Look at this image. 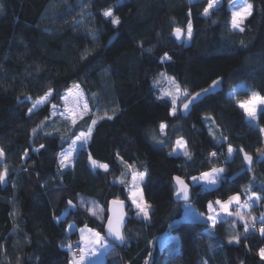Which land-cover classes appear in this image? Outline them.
<instances>
[{"label": "trees", "instance_id": "trees-1", "mask_svg": "<svg viewBox=\"0 0 264 264\" xmlns=\"http://www.w3.org/2000/svg\"><path fill=\"white\" fill-rule=\"evenodd\" d=\"M232 1L220 0L205 17L208 0H0V172L7 169L0 183V264H70L68 246L82 244L80 227L103 235L112 199L127 204L125 240L109 241L114 246L102 264H264L257 254L264 248L258 231L264 201L241 209L246 218H257V230L248 233L243 221L224 213L215 226L188 219L173 225L185 204L207 217L210 201L237 192L244 193L241 200L252 192L264 196V156L257 152L264 150V109L252 126L236 103L252 92L264 97V0H247L253 11L243 32L231 28ZM109 7L120 18L118 26L102 15ZM189 10L193 37L177 45L171 33L186 28ZM165 53L171 59L162 61ZM161 73L189 94L221 77L222 89L186 117L178 102L172 116V98H158L167 86ZM75 85L90 112L73 125L50 112ZM233 88L235 98L227 95ZM49 90L48 100L29 113ZM92 120L97 123L88 143L76 147L73 164L62 169L60 153ZM161 123L168 125L166 135ZM180 138L191 159L170 155ZM229 144L253 157L250 170L242 153L228 158ZM89 153L108 171L93 169ZM212 167L225 169L218 185L202 188L190 180ZM140 172L147 173L141 190L151 206L149 219L138 215L128 190L133 173ZM175 176L190 185L188 203L174 200ZM169 230L178 237L175 248L165 242ZM233 236L239 243L229 242Z\"/></svg>", "mask_w": 264, "mask_h": 264}, {"label": "snow or ice", "instance_id": "snow-or-ice-1", "mask_svg": "<svg viewBox=\"0 0 264 264\" xmlns=\"http://www.w3.org/2000/svg\"><path fill=\"white\" fill-rule=\"evenodd\" d=\"M220 3V0H208L207 6L204 8L202 15L204 16H210L212 15L213 10H215ZM232 7V17H231V28L233 30H238L240 32H243L245 29L242 26L244 22L247 20L249 16L252 15L253 11V5L251 3H248L247 0H236L235 3L231 5ZM102 15L105 18H110L111 23L113 25H119L121 23L120 18L118 16H115L113 8L109 7L106 10L102 12ZM189 20L186 25V28H181L179 26L175 27L173 30L172 35L175 36L177 40L181 39V37H186V40H191L193 37V25L191 21V10H189ZM171 59L165 53L163 60ZM161 76L168 80L169 84L172 85L171 89H164L163 95L158 97L159 99H163L165 96L171 97V102L173 104V108L170 112V115L176 116L177 115V109L175 105L178 102H181L183 104V110L188 111L190 105L194 103L202 93H207L209 89H203L202 92H197L195 94H189L187 91H182L180 88V85L175 81L174 78L166 77L163 73H161ZM222 77L218 78L217 80H214L212 82V85H210L211 89H215L218 87L222 81ZM158 83V81H157ZM79 88V86H76ZM52 94V90H49L47 93H45L44 96L38 98L35 103H33L32 108H29V113L33 112V109L37 108L38 105H41L45 103L48 100V97ZM230 95L235 98L238 93L235 88L231 91ZM183 96V98L187 101L184 102L180 100V97ZM30 99V98H29ZM236 103L238 107H240L247 118L250 121H256L257 120V112L260 106L264 105V97L260 96L259 93L252 92L250 98L248 100H236ZM55 107V106H53ZM88 111L87 104L84 105V113L86 114ZM115 111V110H114ZM73 115H75L73 113ZM105 116H107L108 119H112V116H109L107 113H105ZM206 119L211 120V117H206ZM214 122V121H213ZM73 125H75L76 120H72ZM97 123L96 120H92V124L88 127L87 132H81L78 136L75 137V139L72 141V145L70 146L69 150L67 152L61 153L60 158V167L61 168H67L73 164V152L76 151V145L77 142H80V146H83L84 144L88 143V140L91 138V133L93 131L92 126H94ZM38 128L41 127V125L37 126ZM168 125L165 123L160 124V132L162 134L166 135V129ZM210 134H212L211 129L209 130ZM262 132H264V129H261ZM37 132V129H33V134ZM222 141H226L227 137H222ZM159 143H163V141H158ZM44 145L41 144L40 148H43ZM240 152L243 154V159L247 166L249 167V170L251 169V165L253 164V157L249 155L247 152L244 151L243 148L240 149H234L231 144L227 147V153L228 158H231L236 152ZM177 152H182L183 156L188 157L191 159V153L188 148L187 142L183 139H177L175 141V147L173 148L170 155L176 154ZM257 152L264 156V150L257 149ZM5 153L3 149H0V158L4 157ZM27 155V152L25 153ZM210 157H216V152H211ZM118 159L121 160L122 163H125V166L128 168H131L132 165H128L127 162H124L121 157H119V154H117ZM88 160L90 165L93 169L101 168L105 171H108L109 166L106 163H101L93 158L91 153L88 154ZM225 169L223 167H212L208 171L201 172L199 176H192L190 177V180L194 183L199 184L202 188L205 186H216L218 185L225 177L224 174ZM146 172H140V173H133L132 180H133V189H139V183L144 181V178L146 176ZM7 176V169L3 172H0V183H4L6 181ZM174 184H175V196L179 199L182 198L185 201H188L190 198V191H189V184L186 183L184 179H182L180 176H175L174 178ZM121 183L124 181L121 180ZM247 191V190H246ZM244 193H235L233 195H230L227 200H221L217 199L214 203L209 202L207 207L209 210V215L207 216V220L211 222L213 226L217 223L218 219L220 218V214L224 213L229 216H234L240 221H243V227L244 232L248 233L251 230H257L256 226V219L255 217H251V219L246 218L245 213L241 211V209H250L252 208L254 203L264 201V196L256 195V193L252 192L247 195V199L241 202V196ZM132 203L137 207L138 215L143 214L144 219H149V210L150 205L144 202V197L142 192L133 191L132 192ZM139 200V202H138ZM113 204L117 205L119 208H123V201H113ZM69 207H75L71 200L68 201ZM87 202L81 198V205L85 206ZM236 206L235 211H230L232 206ZM215 206H218L219 211H217V208ZM87 211L91 212L92 215H97V212L94 208H86ZM250 216V213L248 214ZM260 226L258 228V231L262 237H264V215H262L260 218ZM70 228L72 226H69ZM123 228V212L121 211L119 214H116L115 216H109L108 222H107V235L114 238L115 241L123 242L125 240V236L122 232ZM81 233V241L83 242V246L79 248L78 252H72V260L70 261V264H85V262L88 260L90 256L96 255L97 249H107L109 247H113L114 245H110L109 241L106 239L105 236L101 234L99 231H95L93 229H90L87 227V225L84 226V228L80 229ZM235 241L236 243H239V236H233L229 242ZM69 251L71 252L72 246H68ZM261 260H264V248H260L257 253ZM147 264V261L145 262Z\"/></svg>", "mask_w": 264, "mask_h": 264}, {"label": "rangeland", "instance_id": "rangeland-1", "mask_svg": "<svg viewBox=\"0 0 264 264\" xmlns=\"http://www.w3.org/2000/svg\"><path fill=\"white\" fill-rule=\"evenodd\" d=\"M235 2H236V0H233L229 4V10H230V13H231V17H232V7H231V5L233 3H235ZM219 5H220V3H219ZM189 41L190 40H186V37H185L184 44L187 45L189 43ZM165 84L167 85L166 89H171L172 88V85L169 84L168 80H165ZM76 86L77 85L71 87L70 89H68L66 92L63 93V95L61 96V105H62L61 107H58V106L53 107L52 106L51 112H50V116L51 117H53V118L54 117H59V118H64V119L65 118L66 119H70L71 122H72L73 119H75L76 122H77L82 117H84V116L89 114L90 110L88 108L87 113L81 115L82 113H84V105L87 104V103H86V98H85V95H84L83 91L80 88H77ZM237 88L243 89V86L239 85ZM231 91L232 90L227 92V95L230 96V97H232L230 95ZM39 106L40 105H38L37 107H39ZM31 108H32V106H31ZM263 109H264V105L260 106V108L258 109V112L260 110H263ZM258 112H257V114H258ZM73 113L75 115H73ZM246 119H247V122L250 125L257 126V120L256 121H250L247 118V116H246ZM211 132L214 135V132L213 131H211ZM75 137H74V139H75ZM72 141H70L69 145L61 153L67 152L69 150L70 146L72 145ZM78 146H80V142L79 141L77 142L76 147H78ZM61 153H60V156H59V159H58L59 165H60ZM73 155H74V152H73ZM175 155H183V154H182V152H177ZM69 167H67V168H69ZM62 169H66V168H62ZM141 188H142V182L139 183V189H133V180L132 179L130 180V183L128 185V190H129V195H130L131 202H132V199H133L132 192L133 191L142 192ZM138 202H139V200H138ZM133 206L135 208H137L134 204H133ZM232 207H234V206H232ZM217 210H219V209H217ZM141 216L143 217L142 213H141ZM184 219L194 220V221H204V220H207V217H206V215L201 214V213L195 211L194 209H192L188 204H185L183 215L178 220L174 221L173 225H176L180 220H184ZM81 228H84V227H80L79 228L80 238H81V233H80V229ZM165 242H166V244H168L169 248H175L177 246V244H178V237H177V235L174 232H172V230H169V232H168V234L166 236V241ZM109 244H110V242H109ZM81 245L83 246V242H82ZM108 249L109 248H107V249H99L98 248L97 251H96V255L90 256L88 258V260L85 262V264H102L103 260H104V254H105V252Z\"/></svg>", "mask_w": 264, "mask_h": 264}, {"label": "water", "instance_id": "water-1", "mask_svg": "<svg viewBox=\"0 0 264 264\" xmlns=\"http://www.w3.org/2000/svg\"><path fill=\"white\" fill-rule=\"evenodd\" d=\"M172 33H173V31H172ZM172 33H171V37L174 39V41L176 42V44L177 45H181L184 42L185 37H181V39L177 40L175 38V36L172 35ZM210 85H212V83ZM210 85L207 88H205V89H209V91L207 93H202L201 96L194 103H192L190 105L188 111H184L183 110V104L182 103L180 104L179 113H180L181 116L186 117L190 113L193 105H195L196 103L200 102L205 96L211 95V94H214V93H217V92L221 91V89H222V84L221 83L215 89H211L210 88ZM198 92H202V90H200ZM193 94H195V93H193ZM184 102H187V101L185 100ZM173 183H174V179H173ZM174 186H175V184H174ZM189 191H190V198H189L188 201H185L182 198H179L178 199L175 196V194H174V200L177 201V202L188 203L190 201V199H191V188H190V185H189ZM113 201H117V200H115V199L109 200L108 201V204H107V218H106L105 223H104V226H103V235L106 237V239L108 241L112 242L113 244L120 245L122 242L115 241L114 238H112V237H110V236L107 235V222H108V217L109 216H115L116 214H119L122 211L123 212V228H122V232H123L124 226H125V222H126L127 217H128L127 204H126L125 201H123V208L121 209L117 205L113 204L112 203ZM118 201H120V200H118Z\"/></svg>", "mask_w": 264, "mask_h": 264}, {"label": "built area", "instance_id": "built-area-1", "mask_svg": "<svg viewBox=\"0 0 264 264\" xmlns=\"http://www.w3.org/2000/svg\"><path fill=\"white\" fill-rule=\"evenodd\" d=\"M242 202L244 200H241ZM81 247V243L79 240H76V242L72 245L71 253L72 252H78L79 248Z\"/></svg>", "mask_w": 264, "mask_h": 264}, {"label": "crops", "instance_id": "crops-1", "mask_svg": "<svg viewBox=\"0 0 264 264\" xmlns=\"http://www.w3.org/2000/svg\"><path fill=\"white\" fill-rule=\"evenodd\" d=\"M233 206H235V205H233ZM216 208L219 209L218 206H216ZM217 211H219V210H217Z\"/></svg>", "mask_w": 264, "mask_h": 264}]
</instances>
